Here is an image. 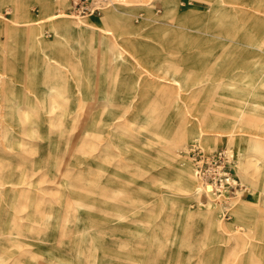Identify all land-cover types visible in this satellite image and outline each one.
<instances>
[{"label":"rangeland","instance_id":"rangeland-1","mask_svg":"<svg viewBox=\"0 0 264 264\" xmlns=\"http://www.w3.org/2000/svg\"><path fill=\"white\" fill-rule=\"evenodd\" d=\"M143 1L146 0L123 6V3L111 0V4L101 15L85 20L98 24L99 18L103 17L107 10H112L119 16L129 17L135 28L145 30L167 21L170 23L166 25L169 28L173 22L172 18L176 15L177 20L173 23L194 29V32L188 31V35H181L179 32L182 30L175 28L167 35L159 36L164 47L161 45V48L160 44L156 43V47L161 51L151 54L149 58L154 60L151 65L141 67L143 75L153 72L157 76L169 78L164 75V70L170 69L176 74L183 88L188 89L187 93L197 90L195 103H199L204 112L218 108L220 102L225 100L247 109L256 108L258 114H252L253 121L257 125L264 124V46L256 42L252 26L244 21L245 15L242 14L245 10L256 11L264 18V0L259 4L254 0H251L252 3H246L245 0H166L168 5L165 4L166 1L153 0L149 6L143 4ZM64 5L58 0H52V14L71 17L72 14L67 10L69 0ZM0 6V44L5 49L2 57L11 63L10 67L18 69L17 75H24V72L30 69V63H33L32 57L25 48L18 47L13 38L9 39V29H18L13 26L14 14L9 0H0ZM219 7H222L221 11L213 13V10ZM167 10L171 11L173 16L170 19L164 17ZM149 11L152 12L151 16ZM43 12L38 4L29 9L35 22L44 20ZM6 29L8 31L4 32ZM42 30L44 39L55 38L56 33L50 25L43 24ZM232 40L236 41L235 44H232ZM59 57L63 59L66 56L61 54ZM75 60V71L71 78L59 82V85L64 86V90L67 91L69 87L79 92L77 96L72 95V99H69L72 104L69 103L68 108L83 104L88 109L109 102L106 113L112 112L113 105H118L121 98L126 96L130 75L134 71L119 72L115 65L101 59L96 60L93 55H86L82 49L79 58ZM36 77L38 79H35V83L38 84L40 73H37ZM165 78H161L164 83L176 86V83L166 81ZM17 84L19 88H23L21 81ZM144 88L145 86L141 85L140 91L143 92ZM7 98L1 102L6 106L4 113H18L17 106L24 105L21 102L20 90L16 96L8 95ZM156 100L159 98L152 93L137 99V114H128L123 125L109 136L110 146L105 160L109 169L102 178H96L90 172V169H98L96 172H100L104 166L101 164L94 168L90 165L87 155L89 145L73 141V147L67 152L63 146L53 148L56 156L61 155V169L70 179L63 180L55 170L54 161L42 166L36 173L29 170V179L32 181L30 185H4L20 189L15 191L16 194L30 193L33 198H39L43 201V209L47 208L49 202L53 203L55 208L58 197L67 199L68 193L74 197L72 201L83 204L76 218H72V238H60L61 233L54 230V236H49L59 238L47 241L37 239L42 234L41 229L40 233L30 231V227L36 226L33 220L37 218L33 215L32 207L17 215V222L24 230L23 235L13 233L15 231L10 225L12 211L9 209V215L5 217L6 221L9 220V225L0 224L3 227V231H0V243H36L24 244L15 252V256H20L17 264L32 263V260H23L19 254L20 250H23V256L37 258L41 264H54L50 258L61 248L70 255L72 264L79 260L84 264H264V154L261 153L252 160V166L259 173V184L254 187L244 182L238 173L239 170L248 168V165L245 166L243 151L228 144L230 127L220 128L215 132L221 135L215 147L209 148L206 136H201L200 133H195L191 140L177 146L176 161L186 163L191 168V161L185 159L182 152L196 140L200 141L206 152H214L221 147L233 150L237 156L235 176L244 187L232 197L230 202L234 204V208L231 215L226 216L221 215L220 203L216 198L213 205H208L205 195L196 196L192 193L187 210L195 218H185L177 205L180 196L174 169L169 162L161 158L166 147L173 145L172 137L158 135V126H155V123L161 122V126H165L175 109L170 107L166 113L157 108ZM162 108L166 110L168 103L163 104ZM187 122L189 126L194 125L193 120ZM255 132L264 134L260 129L242 130L236 134L240 137L254 135ZM72 135L85 137L84 133L76 131ZM56 149H60V153H57ZM13 151L14 149L9 148V153H14ZM39 151L40 155L48 152L44 149ZM71 151L75 152L77 159L74 163L70 162L73 159L69 157ZM29 157L32 160L37 158L36 155ZM34 163L31 162L28 166L32 167ZM117 167V171L109 174ZM200 183L204 182L201 180ZM200 183L196 181L195 184ZM94 185H97L98 189H94ZM24 189H29L30 192ZM201 193H205L204 190ZM104 196L107 198L103 199ZM66 202L68 204L71 201L67 199ZM243 203L251 207L246 208L243 216L236 217V211L242 209ZM254 206L263 210L257 211ZM210 209L214 210L217 216L221 215L219 219L222 227L213 229V237L204 223L197 219ZM59 212L61 216H65L66 210ZM228 223L231 228L227 227ZM232 235L233 238L243 237L242 243L230 247L227 243ZM214 236L220 240H216ZM69 243H78V246L69 247ZM86 243H97L99 251L93 255Z\"/></svg>","mask_w":264,"mask_h":264},{"label":"bare ground","instance_id":"bare-ground-1","mask_svg":"<svg viewBox=\"0 0 264 264\" xmlns=\"http://www.w3.org/2000/svg\"><path fill=\"white\" fill-rule=\"evenodd\" d=\"M136 1L141 2L142 0H117V3H123V6H126ZM146 1L142 2L146 6L153 3V0H148V3ZM247 1L252 3L253 0H245L246 3ZM255 1L256 4L263 2V0ZM58 2L66 5L67 0H58ZM9 3L12 5L14 14L13 26L18 27V29L11 27L9 31L6 29L4 32L8 31L9 39L13 38L18 47L26 49L31 55L33 63H30L31 67L28 72H24V75H17L18 69L10 67L11 63L6 58L3 59L2 55L5 49L0 44V224L9 225V220L6 221L5 217L9 215L10 209L12 211L10 213L12 218L10 225L15 231L13 233L23 235L24 230L17 222V215L32 207L34 210L33 215L37 218L33 220L36 226L30 227V231L35 233H38L40 229L42 231L41 236L37 239L56 240L59 237L52 238L49 236V234L54 236V230L61 233L60 238H66V236L72 238L71 235L74 233V229L71 227V224H73L72 218H76V214L82 209L83 204L79 201H72L74 197L70 193H68L67 199L71 202L68 204L67 199L59 196L55 208L53 203L49 202L47 208L43 209V201L39 198H33L30 193L16 194L15 191L20 189L4 187V185L9 183L15 186L20 184L30 185L32 181L29 179L30 174L28 171L31 170L36 173L42 166L51 164L54 161L55 170L63 177V180L70 179L69 175L64 174L61 169V161H63L61 155L56 156L53 148L63 146L62 148L67 152L73 147L72 143L75 142L81 145L85 143L89 145L87 155L90 165L94 168H98L101 164L104 166L102 172H96L98 169H90V172L96 178H102L109 169L108 163L105 161L110 146L109 136L123 125L128 114H137L136 100L142 96L146 97L149 93L159 98V100H156L157 108L166 113L170 107L175 109L173 116L165 126H161L162 122L155 123V126H158V135L172 137L171 143L173 145L166 147L165 154L161 155V158L169 162L174 169L175 179L179 184L177 190L180 199L177 205L185 218H195L187 210L188 200L192 193L196 196L205 195L208 198V205H213L216 202L212 194V183L206 181L201 184V180L196 177L190 165L176 161L175 149H177V146L191 140L195 133H200L201 136L205 135L207 146L212 148L217 145L220 135L215 132L220 128L230 127L228 131L230 133L227 135L228 144L230 147L243 151L246 161L245 166L248 165V168L245 167L243 171L239 170L238 173L244 182L254 187L258 186L259 173L252 166V160L253 157H258L261 153L264 154V134L261 135L255 132L254 135H240V137L236 134L239 131L248 129H260L264 132V124L257 125L253 121L252 114H258L256 108L247 109L223 100L218 108H212L204 112V108L202 109L199 103H195L197 90L187 93L186 90L188 89L183 88L176 74L172 73L173 71L170 69L166 68L164 70V75H168L169 78L157 76L153 72H150L151 76L149 74V76L143 75L140 70L142 66L153 63L154 60L149 58L152 53L161 51L156 47V43L164 47L161 38H158L159 36H165L175 28L182 30L179 32L181 35H188L186 33L188 31L194 32V29L173 23L177 20V16L175 15L172 18L171 11H165L164 16L167 19L172 18L173 22L169 28L166 26L170 24L167 21L161 25L142 30L141 28H135L129 17L119 16L112 10H107L104 16L99 18L100 22L98 24H92L85 19L72 17V15L70 17L52 14V0H9ZM35 4L40 5L44 11L42 17L44 20L41 22H35L29 13V9ZM165 4L168 5V1ZM256 6L259 7V5ZM221 9L222 7L216 8L213 13L220 12ZM149 12V16H151L152 12ZM1 14L0 6V17ZM242 14L245 15L244 21L252 26L253 37L256 38V42L264 46V18L260 17V14L256 11L245 10ZM43 24L50 25L56 33L53 40L43 38ZM231 42L235 44L236 41L232 40ZM162 46L161 48H163ZM81 49L85 50L86 55H93L96 60L101 59L115 65L119 72L134 71L130 75L126 96L121 98L118 105H113V111L108 114L106 108H108L107 103L109 104V102H105L103 106L97 107L96 105L88 109L83 104H79L75 108L73 106L68 108L72 104L69 99H72V95L77 96L79 92L77 93L69 87L66 91L62 84L59 85V82L71 78L75 71V58H79ZM61 54H65L66 57L61 59L59 57ZM160 69L161 67L158 68V70ZM37 73L41 75L40 81H37L38 84L35 83V79H38L36 77ZM161 78L176 83V86L167 85ZM18 81L23 83L22 89L19 88ZM141 85L145 86L143 92L140 91ZM19 90L22 95L23 107L21 105L17 106L18 113L8 112L6 115L4 113L6 106L1 102L8 99V95L9 97L16 96ZM30 94L33 96H30ZM166 103H168V108L165 110L162 105ZM187 120H193L194 125H187ZM75 131L84 133L85 137L73 136L72 133ZM87 135H89V138H87ZM9 148L14 149V153H9ZM40 149L48 152L40 155ZM56 150L57 153H60V149ZM28 154L36 155L37 158L32 160ZM69 154V157H73L70 162L74 163L77 160L75 152L71 151ZM40 157L43 158L39 159ZM31 162H35L32 167L28 166ZM10 167L11 170H9ZM117 170L118 167L112 169L109 174H113ZM236 171L237 169H235ZM196 181H199L200 185H196ZM94 186H96L94 189H98L97 185ZM99 187L102 189L101 186ZM24 190L30 192L29 189ZM202 190L205 193H201ZM72 191L75 190L72 189ZM106 198V196L103 197V199ZM241 206H243L242 209L239 208L236 211V217L243 216L242 214L246 212V208L251 207L244 203ZM254 207H257V211L263 210L259 206ZM63 209L66 210L65 216H61L59 212ZM207 209H209V206ZM41 217L44 219H41ZM220 217L216 215L214 210L210 209L198 216L197 219L204 223L205 228L212 236L214 228L222 227ZM227 227L231 228V224L228 223ZM0 231H3L1 226ZM214 238L220 240L219 237L214 236ZM225 239L227 238L225 237ZM242 240L243 237L236 238L234 236L233 238L232 235L227 244L232 247L242 243ZM24 244L35 245L36 243H0V264H17L20 256L14 254ZM72 245L78 246V243H69L68 246L71 247ZM86 247L92 250L93 255L99 251L97 243H86ZM63 250L64 248H61L57 254H52L50 260L54 264L73 263L70 255ZM19 252L25 262L32 260V263L28 264H41L37 258L23 256V250ZM77 256L81 257L78 252ZM76 264L84 263L79 260Z\"/></svg>","mask_w":264,"mask_h":264},{"label":"built area","instance_id":"built-area-1","mask_svg":"<svg viewBox=\"0 0 264 264\" xmlns=\"http://www.w3.org/2000/svg\"><path fill=\"white\" fill-rule=\"evenodd\" d=\"M110 4V0H69L67 10L78 18L88 19L101 15ZM182 154L191 161L197 178L212 183V194L220 203L221 215H231L234 204L230 201L237 191L244 188L235 176V152L225 147L206 152L200 141L196 140Z\"/></svg>","mask_w":264,"mask_h":264}]
</instances>
